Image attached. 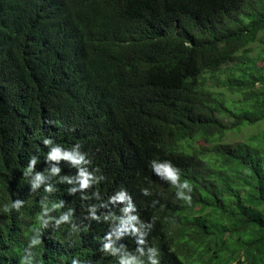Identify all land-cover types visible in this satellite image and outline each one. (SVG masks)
Masks as SVG:
<instances>
[{
	"label": "trees",
	"instance_id": "16d2710c",
	"mask_svg": "<svg viewBox=\"0 0 264 264\" xmlns=\"http://www.w3.org/2000/svg\"><path fill=\"white\" fill-rule=\"evenodd\" d=\"M261 42L264 0H0V209L23 202L0 210V264H20L43 222L33 264H148L139 233L117 232L127 215L160 264H264ZM44 138L80 143L99 181L81 190L75 166L45 159ZM153 159L192 181L191 205L153 174ZM121 189L127 214V202L109 201Z\"/></svg>",
	"mask_w": 264,
	"mask_h": 264
},
{
	"label": "clouds",
	"instance_id": "9594fccd",
	"mask_svg": "<svg viewBox=\"0 0 264 264\" xmlns=\"http://www.w3.org/2000/svg\"><path fill=\"white\" fill-rule=\"evenodd\" d=\"M43 144L48 147V151L46 154L47 161H60L65 160L69 161L71 165L75 166L78 169V181L79 188L81 190L87 189L92 183L98 182L99 178H97L94 174L96 170L89 171V165L91 164V159L88 157L87 153L81 150V144L76 143L73 144L70 148H64L60 144L54 143L51 138H44ZM38 163V156L32 155L30 156L27 166L24 168V175L28 176L33 172L34 166ZM150 168L153 174L158 177L161 181L166 182L172 188L175 189V198L177 200L183 201L187 205H191L192 203V194H193V183L187 178L183 177L182 170L175 166L169 160H156L153 159L150 161ZM60 169L57 167L51 168V173L53 175L59 173ZM44 179L43 175L37 173L32 182L33 189ZM67 179V178H65ZM69 183H72L71 180H68ZM49 190V189H46ZM75 188L69 189V192H75ZM141 192L144 196L150 195L148 188L141 189ZM85 199L87 197H84ZM110 202H127V206L123 209V211L127 214L134 211V207L132 204L131 196L124 190L121 189L117 191L114 195L109 197ZM23 206V202L20 200H16L15 202L11 201L10 203H5L2 205V210L4 213H9L11 210L19 211ZM62 205L59 203H53L50 206H43L44 212L51 211L53 209H59ZM91 211L95 212V207L91 209ZM71 209L68 214H62L59 220L56 221L57 225L61 224V222L68 223L70 221ZM95 219V216L92 217ZM115 219V217H113ZM37 220H41V217H37ZM139 223L136 215H127V219L120 220V227L117 229V232H127L131 231L133 234L139 233L136 243V253L139 254L140 257H144L147 255L148 264H160V251L157 247L148 246L146 242V232L140 231L139 228L136 227V224ZM46 226V222L40 224L39 228L35 229L36 235L32 238H29L28 245L24 249L23 256L20 257V264H33V254L32 249L40 246L41 242V232L40 229ZM144 225H141L143 228ZM149 230L151 229V224L148 223ZM74 228V226H73ZM107 243H104L103 249L106 252L111 253L112 255H116L117 249L112 246L110 237H107ZM71 264H79V260L77 258H73L71 260ZM118 264H144L143 260H138L136 255L129 256L127 258L119 257Z\"/></svg>",
	"mask_w": 264,
	"mask_h": 264
},
{
	"label": "rangeland",
	"instance_id": "374dc122",
	"mask_svg": "<svg viewBox=\"0 0 264 264\" xmlns=\"http://www.w3.org/2000/svg\"><path fill=\"white\" fill-rule=\"evenodd\" d=\"M259 45H260V47L264 48V42H261ZM227 97H230V95H227ZM259 129H262V127L261 126L259 128L247 127L244 130H242L241 133L232 134L230 137L233 140V142L243 141L246 136L256 134L257 130H259Z\"/></svg>",
	"mask_w": 264,
	"mask_h": 264
}]
</instances>
